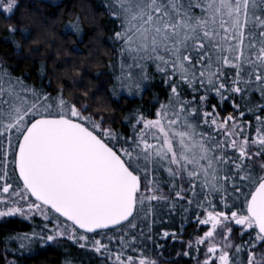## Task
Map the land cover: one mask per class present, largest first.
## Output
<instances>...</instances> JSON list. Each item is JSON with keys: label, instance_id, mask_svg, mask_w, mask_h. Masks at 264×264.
Listing matches in <instances>:
<instances>
[{"label": "snow or ice", "instance_id": "snow-or-ice-1", "mask_svg": "<svg viewBox=\"0 0 264 264\" xmlns=\"http://www.w3.org/2000/svg\"><path fill=\"white\" fill-rule=\"evenodd\" d=\"M17 7L0 0L8 17ZM105 10L110 96L143 100L159 79L165 99L132 110L126 135L83 87L52 95L0 62V220L39 216L47 231L16 237L21 249L68 241L100 264H169L161 241L179 245L170 264H264V0H107ZM81 23L65 31L79 36ZM8 33L30 59L17 35L36 33ZM178 209L175 231L157 228Z\"/></svg>", "mask_w": 264, "mask_h": 264}, {"label": "trees", "instance_id": "trees-1", "mask_svg": "<svg viewBox=\"0 0 264 264\" xmlns=\"http://www.w3.org/2000/svg\"><path fill=\"white\" fill-rule=\"evenodd\" d=\"M107 0H18L14 14L8 17L0 13V62H3L16 75L24 76L29 84L43 88L52 95L58 88H63L68 99L80 94L81 87L88 93L89 103L102 105L101 111L109 120H114L113 127L118 131L130 134V129L123 123L132 110L142 107L154 112L153 98L159 96L165 99V86L159 79L155 81L143 100L139 96L121 95L110 96L111 83L109 70L103 61H113L115 53L112 42L108 39L114 24L110 23L105 10ZM77 17L82 21V32H66L69 22H75ZM31 30L36 33V42L25 43L17 35V41L23 48L22 59L16 52L15 46L8 37V28ZM42 48L39 55L33 49ZM73 49H79V54ZM71 59L79 67V72L68 74L69 66L63 61ZM106 73L100 77L96 73ZM55 73V75H54ZM78 76L84 79L80 85L73 83ZM51 81V83H50ZM100 95H96L97 92ZM95 96L93 101L91 98ZM224 111L231 112V106L224 105ZM223 114V113H222ZM166 223L157 228L175 231L181 222L180 210ZM42 219L34 218L27 221L20 217L0 220V264H100L101 258L91 252H85L68 241L41 244L36 241L28 248L21 249L16 237L33 232H45ZM51 224V223H50ZM184 239L190 238L195 231L192 225L185 222ZM155 230V229H154ZM165 247L159 259L168 261L180 259L170 242L161 241ZM188 258L182 259L181 264H187Z\"/></svg>", "mask_w": 264, "mask_h": 264}, {"label": "rangeland", "instance_id": "rangeland-1", "mask_svg": "<svg viewBox=\"0 0 264 264\" xmlns=\"http://www.w3.org/2000/svg\"><path fill=\"white\" fill-rule=\"evenodd\" d=\"M20 218H22V217H20ZM34 218H39V219H41V217H39V216H34V217H32L31 219H25V220H27V221H32ZM24 219V218H23ZM44 221V220H43ZM44 222H46V221H44ZM48 223V222H47ZM49 227H52V225L49 223ZM21 241L20 240H18V243H20ZM20 245V244H19Z\"/></svg>", "mask_w": 264, "mask_h": 264}]
</instances>
